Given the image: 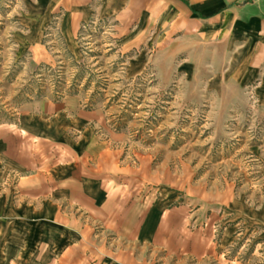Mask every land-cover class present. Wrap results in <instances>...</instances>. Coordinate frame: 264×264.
I'll list each match as a JSON object with an SVG mask.
<instances>
[{
  "label": "crops",
  "instance_id": "0c3cea01",
  "mask_svg": "<svg viewBox=\"0 0 264 264\" xmlns=\"http://www.w3.org/2000/svg\"><path fill=\"white\" fill-rule=\"evenodd\" d=\"M26 6L24 44L42 57L37 39L54 20L70 46L85 25L107 24L122 52L146 48L171 72L181 61L176 71L214 75L220 88L231 82L249 94L242 104L264 107V0ZM122 140L102 112L77 98L34 102L14 123L0 124V264H223L213 226L232 198L193 187L200 227L188 228L194 199L188 192L178 205L179 177L146 159L131 165ZM232 233L223 229V246Z\"/></svg>",
  "mask_w": 264,
  "mask_h": 264
},
{
  "label": "rangeland",
  "instance_id": "374dc122",
  "mask_svg": "<svg viewBox=\"0 0 264 264\" xmlns=\"http://www.w3.org/2000/svg\"><path fill=\"white\" fill-rule=\"evenodd\" d=\"M26 9V0H0V124L34 102L77 98L123 136L117 144L131 165L146 159L179 177L178 205L188 192L194 199L188 228L200 227L193 187L232 198L213 226L218 256L223 264H264V107L242 104L249 94L231 82L220 88L214 75L176 71L181 61L171 72L146 48L122 52L107 24L85 25L70 46L54 20L37 39L42 57L24 44ZM223 229H233L224 246Z\"/></svg>",
  "mask_w": 264,
  "mask_h": 264
}]
</instances>
